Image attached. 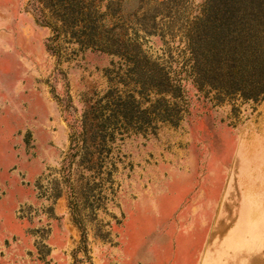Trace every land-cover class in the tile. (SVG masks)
I'll list each match as a JSON object with an SVG mask.
<instances>
[{
  "label": "rangeland",
  "instance_id": "obj_1",
  "mask_svg": "<svg viewBox=\"0 0 264 264\" xmlns=\"http://www.w3.org/2000/svg\"><path fill=\"white\" fill-rule=\"evenodd\" d=\"M0 264H264V0H0Z\"/></svg>",
  "mask_w": 264,
  "mask_h": 264
},
{
  "label": "trees",
  "instance_id": "obj_2",
  "mask_svg": "<svg viewBox=\"0 0 264 264\" xmlns=\"http://www.w3.org/2000/svg\"><path fill=\"white\" fill-rule=\"evenodd\" d=\"M32 1H36V0H32ZM33 17H34V20L36 23L39 22L40 25H46L45 21L43 20V18L41 17V13L40 11H37L36 13L33 14ZM47 26V25H46ZM262 93V92H261ZM253 95H250V96H246L247 98L249 99H256V97L254 98V96H256L257 93H252ZM255 94V95H254ZM163 120L164 117H163Z\"/></svg>",
  "mask_w": 264,
  "mask_h": 264
}]
</instances>
